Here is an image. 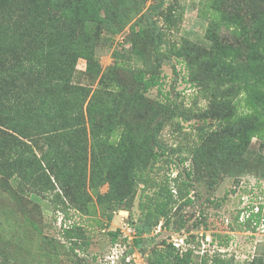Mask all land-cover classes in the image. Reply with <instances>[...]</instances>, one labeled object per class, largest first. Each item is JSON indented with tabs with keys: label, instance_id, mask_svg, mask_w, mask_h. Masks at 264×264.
<instances>
[{
	"label": "trees",
	"instance_id": "trees-1",
	"mask_svg": "<svg viewBox=\"0 0 264 264\" xmlns=\"http://www.w3.org/2000/svg\"><path fill=\"white\" fill-rule=\"evenodd\" d=\"M166 1L144 11V2L136 0H0V186L17 203L23 198L13 184L20 192L39 184L90 211V162V187L104 208L130 210L143 184L142 229L161 219L168 228V207L198 197L195 180L212 191L220 175L239 176L250 167L252 140L264 145L262 0H213L203 40L187 38L179 46L166 45L167 32L157 20L169 28L176 24L177 0ZM140 14L143 24H130ZM129 24L131 52L141 65L129 73L118 65L103 70L96 45L105 30L117 34ZM173 57L185 62L189 81L208 98L204 108L148 96L152 88L164 95L162 66ZM79 58L87 60L84 72L76 68ZM81 73L88 85L74 83ZM176 118L198 122V138L188 146L192 164L158 181L151 173L167 154L162 131ZM103 183H109L104 195L98 191ZM187 219L179 215L177 231ZM186 242L181 251L164 241L163 248H153L149 264H232L218 254L196 253Z\"/></svg>",
	"mask_w": 264,
	"mask_h": 264
},
{
	"label": "rangeland",
	"instance_id": "rangeland-1",
	"mask_svg": "<svg viewBox=\"0 0 264 264\" xmlns=\"http://www.w3.org/2000/svg\"><path fill=\"white\" fill-rule=\"evenodd\" d=\"M157 1L136 0L144 2V11ZM173 1L167 0L166 5ZM212 1L177 0L174 2L178 6L176 24L170 28L157 17L167 32L166 45L179 46L187 38L201 42L213 17ZM141 18V14L136 15L130 24H143ZM130 24L117 34L104 31V38L95 48L103 70L118 65L121 72L129 73L141 65L131 52ZM225 34L229 32L226 30ZM76 68L79 72L86 71L87 60L79 58ZM161 74L164 95L152 88L148 92L150 98L164 100L168 96L188 108L207 106L208 98L189 81L185 62L174 57L165 60ZM74 81L83 85L90 83L82 73ZM197 123L193 119L176 118L163 129L161 136L167 145V154L156 164L154 174L151 173L158 181L172 179L184 167L190 168L192 157L188 146L198 138ZM183 156L187 160L181 164ZM248 158L250 167L246 172L239 176L220 175L212 191L207 190L205 183L195 180L199 195L194 202L169 206L170 227H162L161 219L147 231L142 229L145 214L140 209V202L146 200L144 185H138L130 210L104 208L90 187V162L85 187L92 197L90 208L87 207L90 211L76 209L68 198L64 200L53 191L41 190L39 184L29 185L21 192L19 184H13L23 198L21 204L0 186V264H149L154 259L153 248H163L164 241L184 237V233L196 253H201L197 249L201 245L210 258L218 254L232 264H264V145L260 139L252 140ZM108 190L109 183L98 187L103 195ZM147 191L151 194L154 189ZM64 204L70 207L67 211L57 210V206L61 208ZM180 214L188 219L182 231H177L176 219ZM68 232L72 237L67 236ZM112 232L117 235L113 236ZM137 238L139 244L134 243ZM194 259L200 262L201 257L196 255Z\"/></svg>",
	"mask_w": 264,
	"mask_h": 264
},
{
	"label": "built area",
	"instance_id": "built-area-1",
	"mask_svg": "<svg viewBox=\"0 0 264 264\" xmlns=\"http://www.w3.org/2000/svg\"><path fill=\"white\" fill-rule=\"evenodd\" d=\"M185 237V238H184ZM184 237H180V238H175L174 240H172L173 244L179 248L181 251L184 250V247L187 245L186 242V236L184 233ZM205 251L203 250V248H201V253H204ZM128 259H130V257H128Z\"/></svg>",
	"mask_w": 264,
	"mask_h": 264
}]
</instances>
